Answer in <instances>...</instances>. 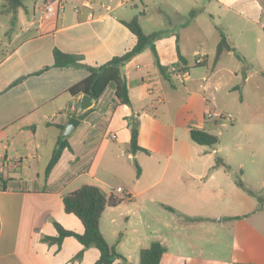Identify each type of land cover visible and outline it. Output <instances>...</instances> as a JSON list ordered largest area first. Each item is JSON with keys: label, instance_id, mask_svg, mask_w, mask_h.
I'll return each instance as SVG.
<instances>
[{"label": "crops", "instance_id": "0c3cea01", "mask_svg": "<svg viewBox=\"0 0 264 264\" xmlns=\"http://www.w3.org/2000/svg\"><path fill=\"white\" fill-rule=\"evenodd\" d=\"M129 1L132 0H64L56 15L49 16L42 12L45 0H23L14 17L3 12L5 2L0 0V264H97L98 248L84 247L74 236H66L60 244L44 240L58 235L54 222L84 232L82 221L66 212L63 196L83 185L85 177L99 181L97 185L106 193L113 192L124 199L117 206H107L101 219L108 210L121 208L125 202H143L144 194L164 180H167V188L163 190L166 193L181 183V178H189L193 185L183 196L174 199L159 195L150 200L172 215L206 224V207L200 204L204 198L201 189L212 180L220 182L227 177L221 173L222 164L214 161L219 148L194 142L190 130L198 128L213 133V123L225 120L215 116L222 112L206 117L207 112L218 107L211 85L217 84L214 78L224 55L231 56L239 48L226 23L220 26L216 23V12L209 11L204 0L160 3L162 6L172 1L162 11L167 20L158 29H166V33L154 42L166 74L161 72L150 48L124 65L130 106L118 101L115 84L110 83L81 118L80 114L85 112L79 110L83 94L74 96L68 88L88 71L82 67L54 66L55 48L82 54L83 62L93 66L133 48L137 36L124 23L136 16L126 7ZM191 7L198 12L188 19L186 13ZM218 7L227 10L231 17L229 25H234L244 20L256 23L262 17L264 3L218 0ZM170 15L183 18V22L175 24ZM220 28L234 51L223 52L215 62ZM256 50L260 53L255 58L264 56V47L258 45ZM180 55L185 59L184 65ZM241 56L240 59L247 60L246 53ZM200 57L203 61L198 63ZM173 66L185 71L186 76L174 73ZM238 71L237 66L227 69L230 81L239 77ZM18 79L21 80L14 84ZM247 79L242 78L244 82ZM229 83L231 89L238 87ZM71 117L80 119V123L65 135ZM133 124L139 130V145L148 152L133 154L128 150ZM61 136L68 139L71 149L63 151L59 162L47 174V164ZM66 151L69 155H65ZM117 161L131 164L126 168L132 180L130 188L115 186L112 181L116 176L104 179L100 175L101 169L123 172L116 168ZM136 161L141 167L139 175ZM119 187L123 191H118ZM234 197L237 199L234 208L238 210L230 218L246 222L250 229L244 232L243 240L249 245L227 249L231 261L264 264V205L241 191H236ZM244 202L245 208L241 209ZM164 224L172 225L167 220ZM177 232L180 233L179 228ZM168 239L164 235L156 240L166 246ZM80 252L82 255L78 256ZM167 252L168 247L164 255Z\"/></svg>", "mask_w": 264, "mask_h": 264}, {"label": "rangeland", "instance_id": "374dc122", "mask_svg": "<svg viewBox=\"0 0 264 264\" xmlns=\"http://www.w3.org/2000/svg\"><path fill=\"white\" fill-rule=\"evenodd\" d=\"M142 1L147 6H144ZM142 1H129L126 7L139 17L146 32L163 27L167 19L162 11L166 10L172 1L163 3L162 6L160 3L163 0ZM204 2L209 11L216 12L214 13L216 23L219 26L226 23L225 26H228L234 42H239L238 51L231 56L225 54L220 61L219 70L214 78L217 84L211 85L218 103L217 109H212V113L222 112L233 117L232 120L225 119L217 124L213 123V133L219 137V143L214 146L219 148L214 161H221L224 167L221 173H226L227 179L224 178L220 182L212 180L201 189L204 198L200 204L206 207L205 225L198 219L187 220L179 214L172 215L159 203L150 200L159 195L174 199L183 196L187 188L193 185L192 180L185 177L180 179L181 183L169 188L166 193H163L167 188L165 187L167 180H164L144 194L143 202H125L121 208L108 210L101 219V229L107 241L111 245H116L117 251L133 264H139L141 248L150 246L153 240H161L164 235L169 239L166 245L168 252L164 255L162 264L183 262L233 264L232 256L227 249L233 245H249L243 243V240L244 232L250 229L246 222L230 218L238 210L234 208V202L237 200L234 197L236 191L249 194L253 196V201L264 205V56L255 58L256 53H260L256 50L257 46L264 47V10L262 17L256 23L244 20L243 23L229 25L231 17L227 14V10L218 7V0H204ZM145 7H148V11L143 13ZM189 10L187 16L193 8ZM170 17L175 24L183 22V18L173 15ZM243 53L247 54V60L237 56L242 58ZM232 66L239 68V77H233L230 81L231 75L228 74L227 69ZM207 69L208 67L206 71ZM246 76L248 79L244 82L242 78ZM229 82L233 85L238 84V87L231 89ZM215 86H218L217 91ZM208 149L211 153L210 148ZM65 155H69V152L66 151ZM115 165L116 168L123 169V172L116 169L112 171L101 169L100 175L104 179L116 176L112 181L115 186L130 188L132 180L126 168L131 164L117 161ZM238 179L244 182L246 188L237 185ZM82 182L97 185L99 181L85 177ZM245 204L244 202V205H241V209L245 208ZM165 220L172 225L167 227L164 224ZM178 228L180 233L177 232Z\"/></svg>", "mask_w": 264, "mask_h": 264}, {"label": "trees", "instance_id": "16d2710c", "mask_svg": "<svg viewBox=\"0 0 264 264\" xmlns=\"http://www.w3.org/2000/svg\"><path fill=\"white\" fill-rule=\"evenodd\" d=\"M264 3V0H262ZM5 8L3 12L12 13L15 17L18 8L23 5V0H4ZM198 10H192L187 16L188 19L194 17ZM126 26L137 36V43L133 48L126 51L122 55L113 57L108 62L93 66L83 62L82 54L64 52L58 48L54 49V66L56 67H82L88 71V74L74 83L68 88V91L74 95L89 94L95 99H98L107 89L110 83L115 84V94L121 104L131 105V97L129 93V84L124 73L123 66L132 60L136 55L143 52L146 48H150L156 59V63L163 74H166V68L158 61V54L155 47V40L166 33V29L146 33L137 16L129 21H124ZM221 30V39L217 46L215 54V62H217L223 52L234 51V47L229 43L225 32ZM241 58L239 55H237ZM181 64L185 59L180 55ZM180 64V65H181ZM184 65V64H183ZM182 68V67H181ZM245 78V77H244ZM18 79L14 82L17 83ZM88 110L80 114L83 118ZM138 127L133 124L131 129V140L129 143V151L133 154L138 151L148 150L138 143ZM190 136L192 140L200 145L214 147L219 143V137L205 129L191 128ZM71 149L68 139L61 136L57 146L47 164L46 173L49 174L54 166L59 162L63 151ZM221 161L217 162L220 165ZM137 174L141 173V167L136 161ZM237 184L244 188L245 184L241 179L237 180ZM5 187V185H3ZM252 194H256L249 191ZM257 195V194H256ZM123 198L111 193H106L100 186L95 184H83L79 188L67 192L63 196V202L66 212L75 214L84 225V232L78 233L73 230L66 229L58 222H54L58 230V235L55 237H44V240L49 242L61 243L66 236L76 237L84 247L95 246L100 251V256L97 264H133L129 259L117 251L116 245H111L105 238L100 227L102 214L107 206H117L123 202ZM167 247L160 241L154 240L150 246L141 248L139 252V264H160ZM82 252L78 256H81Z\"/></svg>", "mask_w": 264, "mask_h": 264}, {"label": "built area", "instance_id": "2783aa9c", "mask_svg": "<svg viewBox=\"0 0 264 264\" xmlns=\"http://www.w3.org/2000/svg\"><path fill=\"white\" fill-rule=\"evenodd\" d=\"M64 4V0H45V4L44 7L42 8V12L43 14H48L49 16H55L57 11H58V7H62ZM203 61V57H200L197 59V62L200 63ZM171 70L176 73L178 76H182L185 75L186 76V72L185 71H181L179 70L176 66H173L171 68ZM218 119H232V115L231 114H225V113H218L215 115ZM206 117H214V114L212 112H207L206 113ZM118 191H123V189L121 187L118 188ZM126 196L129 197V194H126Z\"/></svg>", "mask_w": 264, "mask_h": 264}, {"label": "water", "instance_id": "95a60500", "mask_svg": "<svg viewBox=\"0 0 264 264\" xmlns=\"http://www.w3.org/2000/svg\"><path fill=\"white\" fill-rule=\"evenodd\" d=\"M95 102V98L92 97L89 94H83L81 101L79 103V110L80 111H85L86 109H88L90 106H92ZM80 123V119L76 118V117H71L69 119V122L65 128L64 134L65 135H69L70 133H72L76 127L78 126V124Z\"/></svg>", "mask_w": 264, "mask_h": 264}]
</instances>
